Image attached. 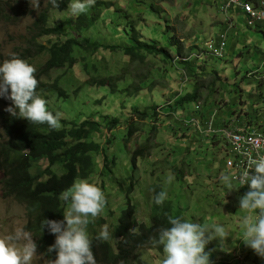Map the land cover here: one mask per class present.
<instances>
[{
    "label": "rangeland",
    "instance_id": "1",
    "mask_svg": "<svg viewBox=\"0 0 264 264\" xmlns=\"http://www.w3.org/2000/svg\"><path fill=\"white\" fill-rule=\"evenodd\" d=\"M5 1H9L21 17L19 20H14L11 11L6 10L5 13L11 16L9 21L0 18V60L20 50L28 27L32 25L39 12L47 6V0H40L38 9L32 7L30 0ZM99 1L112 4V16L106 25L116 27L119 24V31H123L126 35L120 36L118 29L111 27L115 35L108 26L100 22L96 29L85 34L92 40L105 44L121 43L123 40L126 44L133 46L137 44V41L139 42V38L143 37L144 42L151 43L153 40H158L161 46H167L170 41H173L177 46L170 49V59L161 56L149 57L147 60L149 65L144 69H139L137 64L130 63L134 79L130 75H127L125 79L142 81L149 85L137 97L114 95L108 87H90L84 84L85 76L81 79L75 75V70L68 71L66 74L68 78L65 79L70 82L69 89L81 87L79 93L72 94L68 100L54 95L46 101L47 108L54 109L55 113H61L60 120L79 122L80 119L93 115L97 117L108 115L111 118L124 116L125 119L131 115L134 107H138L141 111L152 106L163 108L164 104L165 107L173 104L176 100L175 96L184 97L201 86L204 90L203 98L200 97L185 111H179L176 115L165 112L166 116L164 114L162 118L165 121L159 122V131L152 140V144L158 146L150 152L148 158L138 159L137 170L133 171L131 162L136 149L135 144L130 143L129 149L126 148L123 134L116 132L120 138L114 145V151L122 164L114 169L113 177H107L101 174L103 161L100 158L96 173L88 180L108 195L105 196L108 198H106L103 212L94 218V222L101 218L106 219L105 225L108 226L110 235L112 234L111 222L117 223L118 217L126 206L125 193L118 185V180H127L134 175L136 189L131 195V200L140 222L151 225V207L154 201L152 188L159 187L161 191L167 192L166 200L172 204L176 216L200 224H218L226 229L229 235L225 240L213 239L205 246V252L209 253L211 264H264V258L256 255L240 239L243 231L242 220L248 215L247 212L239 209V199L244 195L243 190L234 181H232L233 189L229 190L221 179L224 175L231 177L232 172L227 166L230 158L226 142L219 136H209L205 133L208 123L212 121V126L219 128L224 120L234 119L235 112L243 111L248 115H252L253 112L264 113V110H261L264 105V96L263 99L260 98V103L248 100L254 94L260 95L264 84L260 83V79L255 82V79L246 78L249 71L257 75L256 71L259 67L263 68L264 26L257 24L249 27L243 15H239V21L235 19L236 27L229 33L225 57L218 59L205 53V45L215 40L220 32L226 29L225 15L222 10L224 0ZM107 9L106 6L103 7L101 19L104 18ZM48 13L51 25H57L68 15V12L56 9H50ZM64 39L65 37L48 36L41 42L47 43V40L59 42ZM177 47L180 48L184 57L191 55L196 58L197 55H202L199 62L203 63L207 60L209 68L220 73V81L222 80L223 83L218 81L211 86L212 80L216 79H213L215 77L209 74V71L206 72L208 75H203L204 79L201 78L202 75L190 77L189 74L184 73L183 65L178 62L180 59L177 57L179 56ZM105 56L115 68L114 70H119L124 64L129 63V58L124 57L122 53H105ZM46 57V54L34 57L33 66L40 65ZM64 71L65 69L52 71L47 80H44L52 81ZM198 83L199 86H197ZM209 87L212 92H208ZM209 99L211 102L207 101ZM97 101L100 102L97 103ZM11 105L10 100L0 97V113L9 115L6 109ZM219 112H221L220 115ZM120 129L117 131L124 132V129ZM108 136L110 133L104 127L97 138L105 144V138ZM4 139L0 120V141ZM32 164V173L37 174L45 168L46 160L33 159ZM128 166L131 167L127 168ZM169 176L173 177L171 183L168 182ZM1 179L0 174V182ZM105 185L104 191L102 186ZM108 209L115 212L112 220ZM256 214L252 213L253 216ZM27 222L25 206L13 198L4 197L0 183V238L13 233L17 227H23L25 230ZM102 228L103 226L100 229ZM163 259V251L145 248L138 252L136 264H162ZM47 261L37 246V256L34 257L33 264H47Z\"/></svg>",
    "mask_w": 264,
    "mask_h": 264
},
{
    "label": "trees",
    "instance_id": "2",
    "mask_svg": "<svg viewBox=\"0 0 264 264\" xmlns=\"http://www.w3.org/2000/svg\"><path fill=\"white\" fill-rule=\"evenodd\" d=\"M244 1L258 5L260 0ZM71 2L72 0H58L59 6L54 7L50 0H47V6L39 12L32 25L28 27L20 50L7 58L2 57L0 63L5 59L17 56L33 65L34 57L46 54V59L40 65L34 66L36 68L35 76L39 81L36 89L37 95L46 101L54 95L68 100L72 94L79 93L81 87L74 90L69 89L70 82L65 79L68 78L66 74L70 70H75V75L81 79H84L85 76L84 84L90 87H108L112 94H120L123 97L140 95L149 85L133 80L130 63L137 64L139 69H144L149 65L147 63L149 57L161 56L170 59V49L176 47L177 44L170 41L167 46H161L162 44L158 40L149 43L144 42L143 37L139 38V42L137 41V44L133 46L126 44L123 40L116 44H105L92 40L85 34L96 29L100 22L108 26L106 22L112 16V4L95 1L89 11L87 10L78 18H72L68 8ZM104 6L108 9L104 18L101 19ZM50 9L68 12V15L57 25H51L48 13ZM6 10L11 11L14 20H19L21 17L9 1L0 0V18L9 21L11 16L5 13ZM229 14L228 16L233 19V29L236 27L235 19L239 21V15H243L246 19L245 13L235 7ZM117 19L119 20L120 17L118 16ZM227 24L225 22L226 26ZM257 24L264 26V23ZM108 27L113 34L115 32L112 28L120 30L119 24L116 27ZM230 31L227 34V42ZM118 34L123 37L126 35L123 31H119ZM48 36L65 37V39L59 42L49 40L47 43L41 42L44 37ZM105 53H122L124 57L129 58V63L124 64L119 70H114L111 62L106 59ZM177 54L180 59L178 62L183 65L182 70L190 77L202 75L201 78L204 79L203 75H208L206 72L209 71V74L215 77L213 79H216L212 80L211 86L222 81H220V73L209 68L207 60L201 63L199 58H193L191 55L184 57L179 47H177ZM200 64L202 66H199ZM61 69H65V71L58 74L52 81H45L50 72ZM256 74L249 71L246 78L255 79V82L258 81L257 78L261 79L264 75V65L263 68L259 67ZM127 75L133 79H125ZM199 85L198 83L197 86ZM203 90L201 86L184 97L175 96L176 100L173 104L167 107L164 104L163 108L152 106L141 111L138 107H134L131 115L125 119L124 116L111 118L108 115L104 117L93 115L86 119H80L79 122L62 119L59 130L49 128L46 123L33 124L24 118L0 113L3 137L5 138L0 141V174L2 175L0 183L3 196L13 198L25 206L28 218L25 230L31 233L42 255L48 261L55 259V252H47L48 246L55 242V236L50 234L46 227L42 229L41 222L45 218L63 220V212L67 209L68 203L60 199V194L69 188L75 180H90L97 171L98 159L101 158L103 161L101 174L107 177L114 176V169L122 164L114 151V145L120 138L116 132L123 134L122 138L126 148L129 149L130 143L135 144L136 149L131 162L133 171L137 170L138 159L148 158L150 152H153L158 146L152 144V140L159 131V122L165 121L162 119L165 112L176 115L179 111H185L200 97L203 98ZM208 92H212L211 88ZM263 96L260 92L259 98H263ZM207 101L211 102L210 99ZM220 108L222 109V107ZM48 110L53 115L56 114L54 109L48 108ZM237 114L238 112H235L236 119H238ZM229 124L234 123L224 120L222 126ZM147 126L149 128H146ZM104 127L110 136L106 137L105 144H102L97 135L103 132ZM119 128H121L120 130L124 129V132L117 131ZM169 129L174 130L170 127ZM42 158L46 160L45 168L43 171L33 174L32 160ZM127 161L129 162V159ZM118 185L125 193L126 206L118 217L117 223L111 222L115 212L108 209L112 226L110 227L112 234L109 240L98 241L95 239L101 231L100 228L106 224V219L101 218L94 222V219L89 217L90 223L87 226V232L93 243L96 264H136L138 252L145 248L162 252L163 245L153 244L152 238L158 239L161 227H170L167 220L169 215L176 216L172 204L167 200L163 205H156L153 201L151 225L148 226L146 223L140 222L135 206L132 204L133 200H131V195L136 189L134 175H131L127 180H118ZM105 187L106 185L102 186L104 191ZM160 191L159 187H153V196Z\"/></svg>",
    "mask_w": 264,
    "mask_h": 264
},
{
    "label": "clouds",
    "instance_id": "3",
    "mask_svg": "<svg viewBox=\"0 0 264 264\" xmlns=\"http://www.w3.org/2000/svg\"><path fill=\"white\" fill-rule=\"evenodd\" d=\"M50 2L54 7L59 6L58 0ZM30 3L34 9L40 6V0H30ZM94 4L95 0H72L68 5L71 17L78 18ZM35 73L33 65L17 56L3 60L0 63V97L12 102L6 109L12 116L33 124L46 123L49 128L59 130L61 113L53 115L46 100L37 95L39 81ZM172 179L169 176L168 182L171 183ZM221 179L229 190L233 189L232 180H237L239 186L249 185L241 188L244 195L239 199V209L248 213L242 220L240 239L256 255L264 258V155L249 158L246 170L239 175H224ZM167 198V192L160 191L153 200L156 205H163ZM60 199L68 203L63 220L45 218L41 222L42 229L46 227L55 236V242L47 249L48 253L55 252V259H50L47 264H96L87 226L89 217L94 219L103 212L106 205L104 192L95 183L78 179L60 194ZM254 212L257 213L255 216L252 215ZM167 220L170 227H161L158 239L152 238L153 244L163 245L162 264H211L205 246L213 239L221 241L229 235L218 224H200L171 215ZM32 237L23 227H17L13 233L0 238V264H33L37 244ZM109 238L107 225L95 237L98 241Z\"/></svg>",
    "mask_w": 264,
    "mask_h": 264
},
{
    "label": "built area",
    "instance_id": "4",
    "mask_svg": "<svg viewBox=\"0 0 264 264\" xmlns=\"http://www.w3.org/2000/svg\"><path fill=\"white\" fill-rule=\"evenodd\" d=\"M234 7L245 13V22L249 26L252 27L257 23H264V0H260L258 5L244 0H226L222 6V10L224 11L225 22L228 24L226 29L220 32L215 40L205 45V53L210 56L218 59H222L225 56L227 34L233 29V19L228 14L234 10ZM201 56L197 55L196 58H200ZM205 133H208L209 136H219L226 142L228 156L230 158L227 166L232 170L231 176L239 175L246 170L249 158H257L260 155H264V134L262 133L251 132L234 124L214 128L212 121L208 123ZM232 181L238 184L237 180ZM240 187L248 188L249 185L245 184Z\"/></svg>",
    "mask_w": 264,
    "mask_h": 264
},
{
    "label": "crops",
    "instance_id": "5",
    "mask_svg": "<svg viewBox=\"0 0 264 264\" xmlns=\"http://www.w3.org/2000/svg\"><path fill=\"white\" fill-rule=\"evenodd\" d=\"M260 81H261V84H264V75L261 77ZM261 91H262V94H264L263 88ZM248 100H251L255 103L261 102V99L259 98V94H254L251 98L249 97ZM263 103H264V100H263ZM261 110H264V105H263V109ZM220 114L221 113L219 112V115ZM237 116H238V119H236L237 117L235 116V118L230 120L229 122H233L234 125L241 127V128H245L249 131L252 130V131L264 133V113L253 112L252 115H248L247 113L241 111L240 113L237 114Z\"/></svg>",
    "mask_w": 264,
    "mask_h": 264
},
{
    "label": "bare ground",
    "instance_id": "6",
    "mask_svg": "<svg viewBox=\"0 0 264 264\" xmlns=\"http://www.w3.org/2000/svg\"><path fill=\"white\" fill-rule=\"evenodd\" d=\"M237 9V8H236ZM230 15V14H229ZM198 110V109H197ZM196 111V110H195ZM181 120V119H180ZM178 121H179V119H178ZM176 124V123H175ZM179 125V124H178ZM46 261V260H45Z\"/></svg>",
    "mask_w": 264,
    "mask_h": 264
}]
</instances>
